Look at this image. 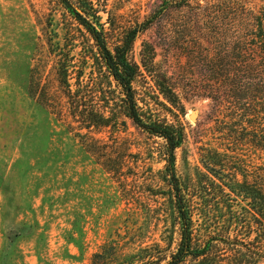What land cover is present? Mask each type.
Returning a JSON list of instances; mask_svg holds the SVG:
<instances>
[{"label":"rangeland","instance_id":"obj_1","mask_svg":"<svg viewBox=\"0 0 264 264\" xmlns=\"http://www.w3.org/2000/svg\"><path fill=\"white\" fill-rule=\"evenodd\" d=\"M107 3L118 36L174 0ZM199 22V12L169 6L138 34L131 51L141 65L149 43L156 71L167 73L177 86L184 106L178 117L150 99L156 91L152 78L147 77L146 88L136 84L146 111L184 125L187 138L176 151L175 167L190 187L198 170H204L201 147L214 125L211 101L185 93L190 78L201 77L204 68L187 61L186 54L198 44L180 25ZM91 48L59 0H0V264H92L93 254L112 242L126 250L159 242L168 255L178 246L164 140L123 115L115 83L107 93L116 110L110 127L88 131L72 115L63 72L73 91L78 80L91 85L98 70L85 59ZM86 88L81 94L89 110L104 104L94 88ZM159 100L165 102L162 96ZM192 111L197 112L195 123L189 119ZM245 158L251 166L264 164V152ZM253 243L264 247V239Z\"/></svg>","mask_w":264,"mask_h":264},{"label":"trees","instance_id":"obj_2","mask_svg":"<svg viewBox=\"0 0 264 264\" xmlns=\"http://www.w3.org/2000/svg\"><path fill=\"white\" fill-rule=\"evenodd\" d=\"M107 1L59 0L91 42L85 59L92 60L98 70L92 84L86 85L94 88L95 97L103 98L104 104L89 110L81 94L87 86L78 80L79 87L73 91L64 69L65 95L82 129L110 127L116 110L107 93L115 83L122 95L123 115L137 128L164 140L165 174L173 191L180 239L169 255L159 242L143 243L133 250L112 242L93 254L92 264H259L264 259V247L253 242L264 239V164L251 166L245 156L264 152V3L174 0L116 36ZM172 5L199 12L203 20L180 25L195 35L198 44L186 54L187 61L204 68L201 77L190 78L185 93L191 98L209 99V116L214 122L209 142L201 147L204 170H198L192 187L182 183L175 167L176 151L187 138L184 125L146 111L136 88L141 82L146 88L147 77L152 78L156 91L150 99L178 117L184 106L177 86L167 73L156 71V54L149 43L144 45L141 65L131 58L138 34ZM160 96L165 102L159 100Z\"/></svg>","mask_w":264,"mask_h":264},{"label":"water","instance_id":"obj_3","mask_svg":"<svg viewBox=\"0 0 264 264\" xmlns=\"http://www.w3.org/2000/svg\"><path fill=\"white\" fill-rule=\"evenodd\" d=\"M189 119L192 121V122H196L197 121V112L196 111H192L190 114H189Z\"/></svg>","mask_w":264,"mask_h":264}]
</instances>
